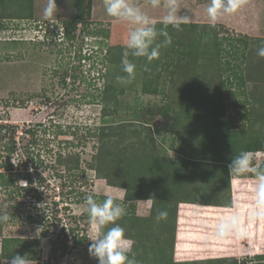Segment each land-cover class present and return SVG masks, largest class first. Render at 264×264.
I'll list each match as a JSON object with an SVG mask.
<instances>
[{
    "label": "rangeland",
    "instance_id": "rangeland-1",
    "mask_svg": "<svg viewBox=\"0 0 264 264\" xmlns=\"http://www.w3.org/2000/svg\"><path fill=\"white\" fill-rule=\"evenodd\" d=\"M129 2L155 23L171 15L196 24L158 35L151 62L129 50L136 68L121 83L129 22L118 19L122 31L109 35L114 25L98 17L70 37L63 22L18 17L29 0H0V124L18 126L0 130V264L16 253L30 264H98L89 238L114 225L93 228L88 195L124 209L115 223L136 264H264V247L254 252L256 241L264 246L255 173L264 162V0H239L215 21L208 0ZM241 153L250 170L230 174ZM24 171L32 186L14 199L26 180L5 186L7 176ZM160 211L167 217L157 220ZM225 216L240 227L217 237Z\"/></svg>",
    "mask_w": 264,
    "mask_h": 264
},
{
    "label": "clouds",
    "instance_id": "clouds-1",
    "mask_svg": "<svg viewBox=\"0 0 264 264\" xmlns=\"http://www.w3.org/2000/svg\"><path fill=\"white\" fill-rule=\"evenodd\" d=\"M153 5L158 4V0H152ZM239 6V0H208L206 7L207 16L210 20L215 21L225 13H233ZM106 13L110 17L127 21L132 25L126 40L125 50L122 55L121 63L123 72L126 76L117 77L121 83H130L134 76L136 65L129 60V50L134 57H146L151 62L159 58L160 45L155 44L158 35H166L158 32L155 28V22L141 10L140 7L134 6L129 0H104ZM56 8V0H48L46 14L51 15ZM171 15L166 16L162 23H174ZM165 43L170 44V38ZM258 55L264 57V47L258 51ZM15 163V161H13ZM249 158L247 153H241L235 156L228 165L230 174L250 170L248 168ZM260 203L264 204V175L260 176ZM88 205V215L93 228L99 225L101 228L108 224L114 226L108 228L99 237L89 238L92 243L89 244L90 256L97 259L98 264H136L135 259L130 258L131 241L126 236L125 229L115 222L124 214V209L117 203L114 198L107 195L102 202H97L93 195L86 198ZM167 217V212L160 211L157 213V220ZM4 219H7L5 216ZM240 222L236 216H225L220 219L216 225L214 235L224 237L233 231H237ZM9 264H30L27 254L21 255L16 253L10 258Z\"/></svg>",
    "mask_w": 264,
    "mask_h": 264
},
{
    "label": "trees",
    "instance_id": "trees-1",
    "mask_svg": "<svg viewBox=\"0 0 264 264\" xmlns=\"http://www.w3.org/2000/svg\"><path fill=\"white\" fill-rule=\"evenodd\" d=\"M90 5H91V3H90V0H78V7H79V19H74V20H70V21H66L65 22V26H66V30H65V32H66V35L67 36H70V37H74V34H75V32H77V30H78V23L80 22V21H82V20H84L83 19V17H84V15L86 14V8H88V7H90ZM29 12H30V6H29V10H28ZM18 17H22V18H30L31 17V14L29 15V13L28 14H25V17H23V16H18ZM195 24L196 23H191V22H183V21H179V22H174V23H170V24H164V23H162V20H159V21H157L156 23H155V28L158 30V32H165V34L167 33V29L168 28H174V27H183V26H191V27H193V26H195ZM230 40H229V45H231L232 46V44H233V40H234V38H229ZM236 41H242L243 43H245V41H244V39L242 40L241 38H236ZM235 46H233V48H234ZM234 53H236V52H234ZM228 65V69L231 71V73L233 74V75H236L237 74V72H236V70H235V68H231V66H230V62L229 61H227L226 62ZM229 81V80H228ZM229 83V85H230V83L231 82H228ZM6 103H7V105H17V103L16 102H13V103H11V104H9L8 103V99H7V101H6ZM6 106V105H5ZM1 111V110H0ZM2 112V111H1ZM164 113H163V115L165 114V112H167V110L166 109H164V111H163ZM0 117H2V116H0ZM1 119H3V118H1ZM17 128H18V126L17 125H13V124H8V122H6V123H2V124H0V130H5L4 131V133H7V131L9 130V129H12L13 130V132L15 133L16 131H17ZM0 136H1V133H0ZM264 147L262 146L261 148H257L258 150L259 149H263ZM9 150H11V151H13L14 150V147H12V148H8ZM13 164H11V163H6V164H4L3 165V167L5 168V169H7V170H11L12 168H13ZM19 168H23V165H19L18 166ZM256 174H258L257 176H261V175H264V162L259 166V168H258V170L255 172ZM1 174V173H0ZM1 177H3V178H5V176L4 175H2ZM38 178H39V180L42 178V176H40V174H38ZM15 180H16V183L17 184H15V185H18V183H19V181L21 180H26L25 182V184L23 185H21V186H17V189L14 187V189H13V192L11 191L10 193H11V195L14 197V199H16V196H14L15 195V192L16 191H19V190H21V189H23V190H27V191H29L28 189H29V187H30V185L32 186V183H33V179L31 178V176H30V174L26 171H24V172H20L19 174H17L16 176H15V179L13 180L12 179V177H10L9 176V178H8V176H7V179H6V184H5V186H8V185H10V184H13V183H15ZM29 185V186H28ZM34 198H36V202H39L40 201V196L38 195V194H34V196H33ZM60 201H62L63 202V199H61ZM36 202H34L35 204H36ZM23 203V202H22ZM57 203H59V202H56V204ZM55 204V209H54V205L52 206L53 207V213H54V215L56 216L57 215V213H58V204L56 205ZM41 207V206H40ZM135 207H136V205L135 204H132V208L133 209H135ZM64 210H67V206H64V208H63ZM262 243V242H261ZM260 243V240H258V241H256V246L254 247V252H257L260 248H263L264 246L262 245ZM258 253V252H257ZM147 257V255L145 256V255H143V256H141V258H137V259H140L141 261H143V262H145L146 261V258ZM136 259V260H137ZM140 260H137V261H140ZM159 260H161V258H158L157 260H156V262H159Z\"/></svg>",
    "mask_w": 264,
    "mask_h": 264
},
{
    "label": "crops",
    "instance_id": "crops-1",
    "mask_svg": "<svg viewBox=\"0 0 264 264\" xmlns=\"http://www.w3.org/2000/svg\"><path fill=\"white\" fill-rule=\"evenodd\" d=\"M90 3V7L86 8V14L83 17L84 20L78 23L79 27H82L84 30H86L87 27V30H90L91 26L93 27L94 25H98L94 24L91 20L93 19L94 21V19L104 16L106 17L105 20L104 18H98L99 21L104 20L107 21V23L109 22L114 25L110 28L111 30H109L107 34L109 33V35H114L119 30L122 31L119 27H117L118 30L115 28L118 19L116 18L117 20H114V17H110L107 15L106 9L103 6L104 0H90ZM29 6V15L31 14V17L29 19L46 20L50 22L60 21L63 23H65L66 21L79 19L78 0H56V8L51 15L46 14L48 0H29ZM118 49L121 50V47L118 46Z\"/></svg>",
    "mask_w": 264,
    "mask_h": 264
},
{
    "label": "built area",
    "instance_id": "built-area-1",
    "mask_svg": "<svg viewBox=\"0 0 264 264\" xmlns=\"http://www.w3.org/2000/svg\"><path fill=\"white\" fill-rule=\"evenodd\" d=\"M31 166V165H30Z\"/></svg>",
    "mask_w": 264,
    "mask_h": 264
}]
</instances>
